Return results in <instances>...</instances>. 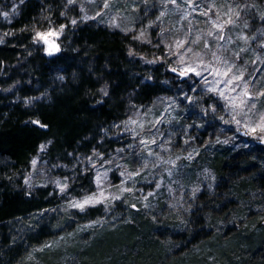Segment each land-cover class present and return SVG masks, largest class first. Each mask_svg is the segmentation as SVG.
Instances as JSON below:
<instances>
[{"label": "rangeland", "instance_id": "1", "mask_svg": "<svg viewBox=\"0 0 264 264\" xmlns=\"http://www.w3.org/2000/svg\"><path fill=\"white\" fill-rule=\"evenodd\" d=\"M46 1L0 0V45L28 3L39 2L42 16L28 29L34 50L51 55L34 40L37 32L56 33L50 39L60 51L77 26L89 23L130 37V87L160 75L165 90L148 103L127 91L123 112L96 125L92 146L89 135L72 153L53 157L50 140L40 144L22 183L34 197L47 191L53 204L4 225L10 247L23 246L14 264H264L263 251L249 253L233 238H142L152 226L175 234L193 211L213 209L207 217L219 222L222 209L204 202L218 184L216 156L264 143V131H251L264 117V0ZM54 3L59 16L51 18L46 11ZM24 62L18 54L13 66ZM173 69L179 77L167 76ZM23 74L5 80L0 93L32 107L48 91ZM110 89L104 81L98 93L108 97ZM89 197L99 202L75 206ZM249 205V219L264 218V200L250 196ZM246 233L251 247L257 231Z\"/></svg>", "mask_w": 264, "mask_h": 264}, {"label": "trees", "instance_id": "2", "mask_svg": "<svg viewBox=\"0 0 264 264\" xmlns=\"http://www.w3.org/2000/svg\"><path fill=\"white\" fill-rule=\"evenodd\" d=\"M46 2L51 4L49 0ZM39 4L28 3L21 17L11 25L13 33L8 35L7 43L0 45V87L13 74L23 72L26 77L28 72L33 81L39 80L41 87L48 91L47 97L32 107L21 102L9 103L0 93V264H14L23 250L22 244L10 247V235L4 225L53 204V196L47 191L34 197L24 191L22 183L40 144L50 140L49 154L53 157L72 153L78 145H85L89 135L95 137L88 145L92 146L99 138L96 125L111 123L123 112L127 91L135 89L139 102L148 103L165 90L160 75L147 81L138 78L130 87L127 79L130 37L89 23L77 26L57 53L47 55L40 49L34 50L28 40L32 35L28 29L42 16ZM55 5L46 11L51 18L59 16ZM24 28L28 36L22 32ZM19 32L23 35H18ZM18 54L24 56L25 62L16 70L13 64ZM56 70L62 77H55ZM167 76L179 77L173 70ZM104 81L112 88L108 97L98 93ZM22 88L31 89V86L24 82ZM208 99L205 105L209 104ZM214 167L218 184L213 197L204 198V202L219 206L222 219L218 222L207 217L214 214L213 209L203 214L193 211L188 222L183 223V229L175 234L168 228L152 226L143 230L144 240L151 233L171 242L190 244L209 238L215 241L233 238L235 245L245 246L249 253L264 252V218L257 222L249 219L254 218L249 215V197L264 200V143L255 141L248 149L239 151L222 149ZM262 211L264 216V208ZM250 220L255 226L249 225ZM237 227L239 232L234 233ZM40 229L45 233L44 228ZM255 230L256 242L250 247L246 232Z\"/></svg>", "mask_w": 264, "mask_h": 264}, {"label": "snow or ice", "instance_id": "3", "mask_svg": "<svg viewBox=\"0 0 264 264\" xmlns=\"http://www.w3.org/2000/svg\"><path fill=\"white\" fill-rule=\"evenodd\" d=\"M54 36H57L56 33H53V32H47V33H40V32H37L35 37H34V40L35 41H40L42 43H44L45 45H48V52L49 54L52 53V51H58V47L54 44V42L50 39V37H54ZM173 71H175V69H173ZM187 70L185 71H182L180 74L181 75H184L186 73ZM197 75H200V73H196ZM225 75H227V73H225ZM211 90V89H210ZM223 95V93H221ZM34 123H36L34 121ZM257 128H259L261 131H264V117L261 118V123L259 125H257V127H253L251 129L252 132H255L257 131ZM33 163H35V161H33ZM61 191H63V188H61ZM94 202H99V201H94L93 198L89 197L87 199H85L84 201L76 204L75 206L76 207H79L81 210L85 207V205H88V204H91V203H94Z\"/></svg>", "mask_w": 264, "mask_h": 264}]
</instances>
